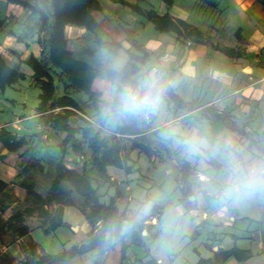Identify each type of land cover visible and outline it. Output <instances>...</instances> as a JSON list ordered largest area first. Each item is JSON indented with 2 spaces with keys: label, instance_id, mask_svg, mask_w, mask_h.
Instances as JSON below:
<instances>
[{
  "label": "crops",
  "instance_id": "1",
  "mask_svg": "<svg viewBox=\"0 0 264 264\" xmlns=\"http://www.w3.org/2000/svg\"><path fill=\"white\" fill-rule=\"evenodd\" d=\"M98 1L94 31L65 26L68 49L115 72L130 58L125 49L141 56V48L147 56L132 84L106 75L93 80L97 98L88 97L86 108L77 101L82 111L70 118L74 141L65 144V132L43 129L35 110L41 89L28 64L33 56L51 66L48 30H38L37 14L0 0V55L24 74L0 89V180L6 184L0 192V264H264V6L235 0V40L226 44L224 28L198 22L196 0ZM149 10L197 27L199 41L185 31L157 30L144 14ZM97 39L121 42L124 49L110 54ZM149 91L158 99L147 114L125 110L126 95ZM57 94H64L59 84ZM77 113L102 122V128L91 125L106 144L120 146L129 171L92 162L93 150L81 132L86 124ZM18 139L23 142L15 145ZM111 200L123 219L120 237L114 225L106 226L102 244L67 261L54 260L87 243L91 211ZM59 213L62 223L54 228ZM126 220L136 224V237ZM227 250L235 253L224 256Z\"/></svg>",
  "mask_w": 264,
  "mask_h": 264
},
{
  "label": "trees",
  "instance_id": "2",
  "mask_svg": "<svg viewBox=\"0 0 264 264\" xmlns=\"http://www.w3.org/2000/svg\"><path fill=\"white\" fill-rule=\"evenodd\" d=\"M9 2L19 4L20 6L29 9L32 13L38 15L39 31L48 30L47 39L45 40V51L48 55L51 66L48 67L42 64L33 56L28 59V64L34 71V78L40 85L41 92L39 94V102L35 108L36 113L40 115L43 123V129H55L65 132V138L62 142L65 144L74 141L76 128L70 123V118L75 114V110L82 111L81 106L72 93L75 91L86 94L91 100L97 98V93L92 90L93 80L102 75L110 77L112 80H120L127 84H132V77L139 70V63H142L147 56L141 48V56L134 55L129 49L125 51L129 55V60L117 72L112 70H102L90 64L89 62L77 58L72 51L67 47V40L64 35V28L67 24H76L85 27L89 31H94L97 27V22L94 19L92 12L101 10V5L98 0H8ZM124 3L123 0H121ZM166 4H171L172 0H163ZM130 7L138 12L140 9L135 5L129 4ZM50 11L52 15V23L49 24ZM150 19L154 27L161 32H174L176 35H182L185 31L186 36L191 37L195 41H199L201 31L192 26L190 23L182 20H173L168 13L157 14L155 11L149 10L144 13ZM99 47L105 49L110 54H117L121 49H124L123 44L118 41H107L102 39L96 40ZM230 55L234 54V49L229 48ZM235 55H240L235 54ZM24 78V74L10 67L3 57L0 55V89L3 90L6 86L12 85L18 79ZM62 87L64 94L58 95V84ZM136 92V90H134ZM155 96L157 92H152ZM197 104H191L196 106ZM227 123V120H225ZM82 136L90 142L94 157L92 162L101 166L103 164H111L117 167H124L127 171L130 170L126 166L120 156V146L116 143L112 145L106 144V140L101 136L98 130L87 123L81 128ZM2 142H6L8 149L13 148V145H7L9 138H3ZM15 145L23 142L21 139L16 141ZM132 147H138V144L133 143ZM140 147V146H139ZM145 152H148L149 147L143 146ZM64 151V149H63ZM95 153H100L98 156ZM128 157L125 154L124 158ZM69 173L68 170L64 174ZM184 182L185 177H183ZM6 186L5 182L0 180V192ZM190 192L184 188V197H188ZM188 203L190 201L188 200ZM92 229L89 233L90 239L87 243L80 246H72L70 249L63 251L60 255L53 259L56 261H67L72 256L87 251L88 249L102 244L101 239L104 238L105 227L115 226L113 234L117 237L122 226L123 219L121 218L114 201L109 204H98L91 211ZM100 222V225L98 223ZM128 225V233L136 237L139 234L135 230L136 224L132 220H126ZM62 223V215L56 217L52 221V227H57ZM100 227L98 234L93 235L94 231ZM235 253L234 250L223 252L224 256ZM197 264H215L210 263L209 259H200Z\"/></svg>",
  "mask_w": 264,
  "mask_h": 264
},
{
  "label": "rangeland",
  "instance_id": "3",
  "mask_svg": "<svg viewBox=\"0 0 264 264\" xmlns=\"http://www.w3.org/2000/svg\"><path fill=\"white\" fill-rule=\"evenodd\" d=\"M241 1V0H240ZM243 2V0H242ZM261 6H264V0H256ZM155 5H157V2H154ZM236 5H239L235 0H196L195 3V15L196 19L200 24H202L205 27H211L212 29L218 28L220 25V28H224V34L221 37L222 42L226 44H232L235 40L234 33L231 32L230 27H234V24H236L237 21V8ZM26 9V8H24ZM240 9V8H239ZM242 10V8H241ZM50 11V17L52 18ZM74 98L82 104L85 108V103L89 99L88 96L82 92H77L74 94ZM79 114L80 118L84 121L85 124L89 123L88 120L84 118L83 115L88 116L87 114ZM90 117V116H88ZM95 123H99L101 125V121H97L90 117ZM153 183H157L160 181L159 176L154 177L152 180ZM153 185V184H152ZM152 189V188H151ZM153 191V189H152ZM147 208H150L151 203L147 204Z\"/></svg>",
  "mask_w": 264,
  "mask_h": 264
},
{
  "label": "clouds",
  "instance_id": "4",
  "mask_svg": "<svg viewBox=\"0 0 264 264\" xmlns=\"http://www.w3.org/2000/svg\"><path fill=\"white\" fill-rule=\"evenodd\" d=\"M157 97H155L151 91L146 93L142 97H137L134 94H128L124 97L123 103L125 110L130 112H143L147 114L148 111L152 110L156 103Z\"/></svg>",
  "mask_w": 264,
  "mask_h": 264
},
{
  "label": "built area",
  "instance_id": "5",
  "mask_svg": "<svg viewBox=\"0 0 264 264\" xmlns=\"http://www.w3.org/2000/svg\"><path fill=\"white\" fill-rule=\"evenodd\" d=\"M86 120H88L92 125H95L98 128H102L103 125L95 123L90 117L83 115Z\"/></svg>",
  "mask_w": 264,
  "mask_h": 264
},
{
  "label": "water",
  "instance_id": "6",
  "mask_svg": "<svg viewBox=\"0 0 264 264\" xmlns=\"http://www.w3.org/2000/svg\"><path fill=\"white\" fill-rule=\"evenodd\" d=\"M166 93H167V94H170V89H167V90H166ZM185 188H186L187 191H189L190 186H189L188 184H186ZM190 199L192 200L193 197L191 196Z\"/></svg>",
  "mask_w": 264,
  "mask_h": 264
}]
</instances>
